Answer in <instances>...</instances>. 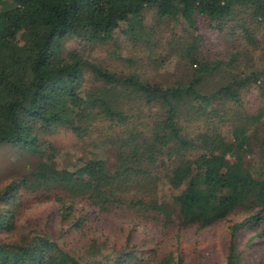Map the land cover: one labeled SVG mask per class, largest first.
I'll use <instances>...</instances> for the list:
<instances>
[{
  "label": "trees",
  "instance_id": "1",
  "mask_svg": "<svg viewBox=\"0 0 264 264\" xmlns=\"http://www.w3.org/2000/svg\"><path fill=\"white\" fill-rule=\"evenodd\" d=\"M149 9L159 20H183L192 27L205 19L231 35L239 31L245 44L238 48L233 42V51L210 58L192 41L184 51L191 75L169 86L113 72L76 51L62 55L66 37L105 42L117 31L148 40ZM263 41L264 0H0V144L42 157L0 190V229H10L3 205L21 188L56 191L63 215H74L79 230L117 216L129 218L132 226L153 227L162 237L242 213L230 228L225 257V264H239L236 233L260 227L264 237V172L253 176L245 161L256 152L264 161V108L256 114L242 108V94L252 87L264 103V66L255 55ZM87 74L95 82L91 88L84 84ZM210 78L220 82L207 90ZM136 102L151 107L148 119L136 121L132 111L138 107L131 104ZM99 119L114 131L111 164L89 158L74 170L58 168L39 144L41 130L66 127L81 136ZM229 119L235 122L227 139L219 125ZM251 121L256 126L249 132ZM161 181L174 190L171 203L160 197ZM77 203L83 207L78 214ZM141 254L123 250L115 264H182L172 251L150 248ZM0 264L82 263L42 234L29 242L0 241Z\"/></svg>",
  "mask_w": 264,
  "mask_h": 264
},
{
  "label": "rangeland",
  "instance_id": "2",
  "mask_svg": "<svg viewBox=\"0 0 264 264\" xmlns=\"http://www.w3.org/2000/svg\"><path fill=\"white\" fill-rule=\"evenodd\" d=\"M144 24L148 29V40H133L117 31L105 42L87 43L72 36L61 40L60 51L63 56H67L70 51H76L83 58H88L113 72L135 73L150 83L169 86L185 83L191 75L192 70L187 65L188 59L184 51L192 41L196 42V46L203 53L202 56L210 58L233 51V42L238 48L245 44L239 31H234L235 35H231L230 29L220 31L205 19H199L189 27L183 20H159L155 11L149 9L145 12ZM227 27L229 28V25ZM258 38L261 40L260 36ZM255 55L262 60L260 65L264 66V41ZM208 82L207 90L217 86L220 79L210 78ZM84 84L89 88L95 86L90 74L86 75ZM131 104L138 107L132 111L136 121L140 122L151 116V107L142 102ZM262 106L264 108L256 87L242 94V108L245 113L256 114ZM204 120L205 116H202L200 123ZM260 121H264V110ZM214 122L217 124L218 119L214 118ZM233 122L235 119H229L219 125L227 139L231 138ZM247 125L249 132L256 126L252 121ZM113 132L108 120L99 119L81 136L69 128L58 127L50 131H39L37 138L41 148L46 150V155L52 153V161L56 167L74 170L89 158L105 159L111 164L114 161L115 149L109 136ZM41 159L38 154L18 145L0 144V190L13 179L27 175ZM245 161L253 176L258 177L264 172V161L257 152L246 156ZM162 167H168V163ZM159 190L162 200L171 203L174 190L167 182L161 181ZM55 193L56 191L48 193L44 190L32 192L24 188L19 189L15 197L3 205L2 212L9 217L10 229L8 225L0 229V241L29 242L36 235L46 234L82 264H115L116 257L123 250L136 251L137 257L140 258L142 251H148L150 248L165 253L172 251L174 256H181L182 264H225L230 228L245 217V214L238 213L211 226H190L177 234L162 237L153 227L141 223L132 226L129 218L119 220L117 216L110 222H104V226L101 221H96V224L88 225V229L79 230L73 225L74 215H63L61 205L54 199ZM79 208L83 209L82 203H77L76 214L81 213ZM259 229L260 227L244 228L236 233L234 240L239 264H264V237L259 235ZM127 234H130L128 242Z\"/></svg>",
  "mask_w": 264,
  "mask_h": 264
}]
</instances>
